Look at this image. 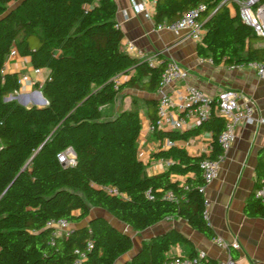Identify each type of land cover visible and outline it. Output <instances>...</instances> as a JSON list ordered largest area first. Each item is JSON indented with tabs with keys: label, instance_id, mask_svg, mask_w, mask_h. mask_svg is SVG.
Returning <instances> with one entry per match:
<instances>
[{
	"label": "trees",
	"instance_id": "obj_1",
	"mask_svg": "<svg viewBox=\"0 0 264 264\" xmlns=\"http://www.w3.org/2000/svg\"><path fill=\"white\" fill-rule=\"evenodd\" d=\"M226 1L156 0L154 23H173L203 5L199 57L215 66L264 64V50L253 47L263 39L241 21L236 7L231 14ZM116 15L115 0H0V264H118L133 252V239L93 210L137 234L166 219H181L206 239L216 238L203 218L204 156H191L176 146L159 149L153 158L169 161V167L149 176L139 158L142 123L136 106L113 119L101 113L125 88L155 94L164 68V63L151 65L122 51L124 34ZM13 49L33 69L47 71L41 87L45 107L5 101L20 89L19 74L4 72ZM132 71L134 76L114 89V79ZM146 105L155 124L158 101L149 99ZM223 130V119L212 113L194 129L152 134L159 143H174L209 133V159L216 160ZM68 150L76 157L72 166L59 161ZM255 174L256 187L264 180V151ZM172 176L186 181H172ZM168 193L178 200H168ZM244 212L264 219V204L251 199ZM51 219L71 224L52 246L53 230L46 227ZM179 245L191 249L185 258L199 256L191 241L173 229L143 242L137 255L123 262L165 264L167 254Z\"/></svg>",
	"mask_w": 264,
	"mask_h": 264
},
{
	"label": "crops",
	"instance_id": "obj_2",
	"mask_svg": "<svg viewBox=\"0 0 264 264\" xmlns=\"http://www.w3.org/2000/svg\"><path fill=\"white\" fill-rule=\"evenodd\" d=\"M141 1L115 0L116 21L124 34L121 42V49L124 53L138 58L137 52L141 51L146 56L154 57L157 65L172 59L189 71L188 82L194 87L212 98L225 90L239 91L255 102L256 116L264 118V81L260 80L253 70L238 69L232 64L215 66L209 59L199 57L198 44L193 42L187 33L175 35L168 31H159L155 23L146 20L144 15L136 10V5ZM145 1L154 12L156 0ZM227 7L231 14L235 15V6L227 2ZM131 47L134 48L133 51L130 50ZM253 47L264 50V39L254 43ZM32 71L30 61L19 55L13 58L8 57L6 60L4 72L7 74H19L20 78L24 74L32 75ZM134 74L135 72L132 71L128 75H122L120 85H123ZM46 76L47 71L43 70L45 79ZM41 87L42 85L33 87L24 83L17 92L10 96L12 100L24 107H43V104L37 101ZM181 92H183V85L176 83L171 87L170 95L175 99ZM149 99L158 101L157 92L149 94L145 91L125 88L119 93L114 104L101 108V113L105 119H113L121 112L129 111L136 106L142 123L139 158L145 164L148 175L155 176L167 171L170 162L157 161L153 158V155L162 149L166 140L159 143L149 130L151 122L148 117L149 107L146 105ZM180 116L182 115L178 109L171 111L173 119ZM194 128H186L179 132ZM211 141V134L203 133L188 141L174 142V146L185 149L191 156L200 157L205 147L208 144L211 145ZM262 151H264V127L256 124L241 125L237 129L235 142L225 154L220 165L218 177L204 188V196L209 204L207 222L216 238L227 242L237 240L241 245L239 251L231 253L235 264H264V219L249 217L244 212L249 200H255L254 192L258 186L255 187L254 184L257 179L255 169L258 156ZM171 180L183 184L186 178L172 176ZM104 214L99 213L118 230L131 236L127 232L129 228L112 219L107 213ZM120 226H124L125 229ZM173 229L184 234L193 244L196 253L205 255L206 259L212 261L213 264H220L229 258L214 240H208L193 231L181 219H166L155 227L140 233L143 234L141 245L152 237ZM190 253L189 247L179 245L170 250L167 258H185Z\"/></svg>",
	"mask_w": 264,
	"mask_h": 264
},
{
	"label": "built area",
	"instance_id": "obj_3",
	"mask_svg": "<svg viewBox=\"0 0 264 264\" xmlns=\"http://www.w3.org/2000/svg\"><path fill=\"white\" fill-rule=\"evenodd\" d=\"M227 2L237 8L241 21L252 29L254 35L257 38L264 39V0H227L226 3ZM136 10L142 13L146 20L154 23V12L151 11L149 4L145 0H142L136 5ZM204 10L205 6L199 5L197 8L187 11L179 20L173 23L155 25L156 29L159 31H168L175 35L187 33L188 37L198 44L204 37L203 24L199 19ZM130 50L133 51L134 48L131 47ZM16 56H18V54L16 50L13 49L8 57L13 58ZM137 57L145 59L151 65L158 66L154 57L146 56L141 51L137 52ZM234 67L253 70L257 77L264 81V64L253 62L234 65ZM121 78V76H117L114 79V89H117L120 85ZM188 78L189 71L183 68L178 62L171 59L164 63L163 72L157 89L158 120L155 124L150 125L149 130L151 133L155 130L183 131L186 128L199 126L202 122L207 120L212 113L221 117L224 121V130L218 139V144L222 151L221 155H219L216 160H210L209 156L212 153V146L208 144L200 156H204V159L200 162L202 178L209 184L218 177L220 165L224 160L225 154L236 140L237 129L243 124H256L264 127V118L256 116L255 102L241 92L225 90L217 97L212 98L202 90L191 85L188 82ZM44 81L45 77H43V70L33 69L32 75H22L19 78L18 84L20 87L24 83L36 87L43 85ZM176 83L183 85V92L179 93L177 98L174 99L171 97L170 92L171 87ZM175 108L178 109L182 115L177 119L171 117V111ZM172 146H174V143L166 140L162 145V149H168ZM59 161L65 166H72L76 163V157L72 150H68L59 156ZM108 192L114 195L118 194L116 189H109ZM167 199L173 202L178 200L172 193L167 194ZM254 199L264 204V180L258 183L254 192ZM203 218L206 221L209 218V204L207 201L203 212ZM46 227L53 230V234L49 240V244L52 246L59 232H67L71 228V224L64 219H51ZM214 242L229 256L227 260L220 264H235L231 257V253L241 249L240 243L237 240L227 242L221 238H215ZM80 259H85V256L80 255ZM205 259L206 256L203 254L192 259L175 257L165 264H205ZM78 263L79 262L76 264Z\"/></svg>",
	"mask_w": 264,
	"mask_h": 264
},
{
	"label": "rangeland",
	"instance_id": "obj_4",
	"mask_svg": "<svg viewBox=\"0 0 264 264\" xmlns=\"http://www.w3.org/2000/svg\"><path fill=\"white\" fill-rule=\"evenodd\" d=\"M37 101L38 102H40L41 100H40V98L38 97L37 98ZM93 213H101V214H104L102 211H97V210H93ZM105 215V214H104ZM106 216V215H105ZM121 228H123V229H125V227L124 226H120ZM127 229V228H126ZM128 230V229H127ZM127 232H129L130 233V235H131V237H132V239H133V242H134V251H136L139 247H140V245H141V238L143 237V234H136V233H134L133 231H130V230H128ZM64 232H59V235H62ZM133 254V252L132 253H129V254H127V255H125L121 260H119V262H118V264H120V263H122L123 261H125V260H128V259H130V257H131V255Z\"/></svg>",
	"mask_w": 264,
	"mask_h": 264
},
{
	"label": "water",
	"instance_id": "obj_5",
	"mask_svg": "<svg viewBox=\"0 0 264 264\" xmlns=\"http://www.w3.org/2000/svg\"><path fill=\"white\" fill-rule=\"evenodd\" d=\"M217 11V10H216ZM215 14V12L211 15V17ZM39 98H40V102L43 104V107H45L47 105V101L43 98L42 94L39 93ZM5 101H12V97H7L5 99ZM42 149V147L39 149V151ZM34 159V157L32 158V160ZM126 235L129 236V234L126 233ZM137 255V252L134 251V253L132 254V256L130 257V260L133 259L135 256ZM129 261V259L127 260ZM126 262H122V264H125Z\"/></svg>",
	"mask_w": 264,
	"mask_h": 264
}]
</instances>
